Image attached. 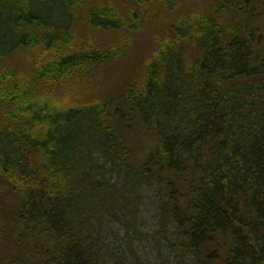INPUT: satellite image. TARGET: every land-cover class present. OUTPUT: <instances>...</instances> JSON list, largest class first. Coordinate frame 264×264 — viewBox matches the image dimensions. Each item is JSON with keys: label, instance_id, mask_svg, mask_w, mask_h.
<instances>
[{"label": "trees", "instance_id": "obj_1", "mask_svg": "<svg viewBox=\"0 0 264 264\" xmlns=\"http://www.w3.org/2000/svg\"><path fill=\"white\" fill-rule=\"evenodd\" d=\"M183 1L0 0V58L37 51L34 81L78 86L125 41L89 48L74 40L76 23L128 34L148 7L170 13ZM250 2L180 16L116 106L28 104V91L0 75V188L14 197L0 204V264H264V56L248 22L222 23ZM127 116L156 138L137 166L119 133ZM143 187L157 193L149 262L139 253Z\"/></svg>", "mask_w": 264, "mask_h": 264}, {"label": "rangeland", "instance_id": "obj_2", "mask_svg": "<svg viewBox=\"0 0 264 264\" xmlns=\"http://www.w3.org/2000/svg\"><path fill=\"white\" fill-rule=\"evenodd\" d=\"M113 1L120 5H130L133 2V0ZM214 3L215 0H184L180 7L170 13H164L159 9L148 7L143 13L141 29L128 34L123 32L94 33L90 32L84 24L76 23L71 30L74 34V40H79L84 43V46L89 48L96 47L103 51H110L114 49V46L125 41V47L115 61L101 70L87 73L85 76L86 80L78 86L68 88L66 85L55 84L54 82L34 81L32 77L35 69L34 63L38 57L37 51H21L9 57L0 58V75L9 74V79L12 83L14 81L18 82L19 91H28L30 96L27 101L28 104L35 102L41 105L48 99H52V101L58 102L60 105L86 104L103 99L109 101L110 105L116 106L121 101L120 92H123L122 87L124 85L144 81L148 64L154 51L153 47L156 46L158 41L166 40L169 27L177 22L183 14L202 12ZM222 15L223 25L237 31H241L244 22H248L255 33L257 42L255 48L264 56V0H251L246 12L228 10ZM37 50L41 51L40 49ZM185 51L190 55V58L193 56L191 47L186 46ZM6 121V115L0 110V130ZM118 126L121 130L119 133L126 139L127 147L130 151V161L136 166L140 165L146 154L155 146L156 138L154 133L140 118L132 116H127L126 121ZM156 196L155 190L149 187H143L136 196L139 199L138 224L143 235L139 253L147 262L155 256L154 245L151 244V241L148 242L145 239L155 234L153 229L157 212ZM13 198L10 197L8 191L0 188V204L9 205ZM108 239L113 242L115 237L112 236ZM149 239L152 240L151 238ZM170 239L173 241L177 240L175 236L170 237ZM157 241L162 245L166 243L164 240ZM153 243L155 244V242ZM163 262V259L154 260L156 264H162Z\"/></svg>", "mask_w": 264, "mask_h": 264}]
</instances>
